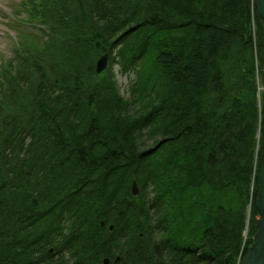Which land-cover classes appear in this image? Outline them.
<instances>
[{
    "label": "trees",
    "instance_id": "obj_1",
    "mask_svg": "<svg viewBox=\"0 0 264 264\" xmlns=\"http://www.w3.org/2000/svg\"><path fill=\"white\" fill-rule=\"evenodd\" d=\"M256 1L26 2L50 33L0 71V264H241L264 157Z\"/></svg>",
    "mask_w": 264,
    "mask_h": 264
},
{
    "label": "rangeland",
    "instance_id": "obj_2",
    "mask_svg": "<svg viewBox=\"0 0 264 264\" xmlns=\"http://www.w3.org/2000/svg\"><path fill=\"white\" fill-rule=\"evenodd\" d=\"M27 1L30 0H0V71L1 69L6 70L8 68H11L10 67L11 65L12 66L11 69L17 72L18 69L17 66L21 62L23 57L19 58V54L15 53V50L19 51L20 48L22 49L21 46L27 44L25 43V39H23L24 42L22 41V37L24 35L28 37L26 38V40H30L31 42H33V39L36 37L35 42L33 43L39 45L40 48L44 47L46 45V41L49 40L46 36H43V34L41 33L44 32L48 36L50 33L49 29L46 27H40L39 25L32 23V20H30L27 17L26 10L28 7L27 5H25L27 4L26 3ZM25 18L29 22H26ZM31 25L35 26L36 29ZM252 26H253L254 35H256V40H257V27L254 23L252 24ZM102 57L103 55L100 56L98 61ZM255 64H256L255 83L258 90V105H259V109L261 108L263 109L264 108V69L261 67V63L257 59V55L255 59ZM96 68H97V63H96ZM114 72L117 75L116 80L121 93L123 94V96L128 97L129 87L135 81L136 78L134 71L130 70L128 72H124L121 70V65L116 63L114 66ZM0 76H1V72H0ZM261 113L262 111L260 112V114ZM260 119H261V115H260ZM140 141L144 143V146L153 145V140L150 139L147 135L144 139ZM247 234H248V226H247V230L245 231L246 237ZM105 260L106 259H104V261Z\"/></svg>",
    "mask_w": 264,
    "mask_h": 264
},
{
    "label": "water",
    "instance_id": "obj_3",
    "mask_svg": "<svg viewBox=\"0 0 264 264\" xmlns=\"http://www.w3.org/2000/svg\"><path fill=\"white\" fill-rule=\"evenodd\" d=\"M257 13L260 19L264 22V0L256 1ZM108 66V56H103L97 62V73L101 74L106 70ZM132 194L137 196L139 194V188L137 182L132 183ZM256 206L260 214V219L257 224V234L255 240L248 247L241 264H264V157L261 161V167L258 172V184H257V197ZM105 225L102 222V227ZM113 230V226L110 227ZM110 259L104 261L105 264H109Z\"/></svg>",
    "mask_w": 264,
    "mask_h": 264
},
{
    "label": "bare ground",
    "instance_id": "obj_4",
    "mask_svg": "<svg viewBox=\"0 0 264 264\" xmlns=\"http://www.w3.org/2000/svg\"><path fill=\"white\" fill-rule=\"evenodd\" d=\"M263 159V158H262Z\"/></svg>",
    "mask_w": 264,
    "mask_h": 264
}]
</instances>
